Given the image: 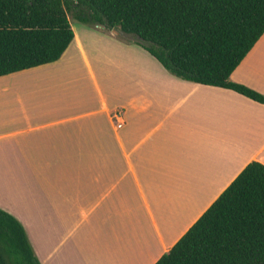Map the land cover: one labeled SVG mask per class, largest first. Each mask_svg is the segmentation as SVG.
I'll list each match as a JSON object with an SVG mask.
<instances>
[{"label":"crops","instance_id":"crops-1","mask_svg":"<svg viewBox=\"0 0 264 264\" xmlns=\"http://www.w3.org/2000/svg\"><path fill=\"white\" fill-rule=\"evenodd\" d=\"M72 27L58 60L0 76V182L35 175L0 208L41 264H155L264 163V104L172 74L120 29ZM231 80L264 94V34Z\"/></svg>","mask_w":264,"mask_h":264},{"label":"trees","instance_id":"trees-1","mask_svg":"<svg viewBox=\"0 0 264 264\" xmlns=\"http://www.w3.org/2000/svg\"><path fill=\"white\" fill-rule=\"evenodd\" d=\"M73 20L120 29L172 74L264 104L231 80L264 34V0H0V76L58 60ZM0 264H41L24 225L2 208ZM155 264H264V163L250 162Z\"/></svg>","mask_w":264,"mask_h":264},{"label":"rangeland","instance_id":"rangeland-1","mask_svg":"<svg viewBox=\"0 0 264 264\" xmlns=\"http://www.w3.org/2000/svg\"><path fill=\"white\" fill-rule=\"evenodd\" d=\"M73 23H77V21L73 20ZM124 36H128V41L132 42L131 39H129L130 37H132V35L128 34V35H124ZM143 47V46H142ZM145 49V48H144ZM2 169V168H0ZM6 172L5 174V181L4 182H0L1 183V188H0V196L3 197L4 199H6L7 201L10 202H15L16 200H19L20 197H26L29 193V182L30 180H32V178L35 176L34 173L32 172V168H3ZM3 179V180H4ZM27 232V230H26ZM28 235V233H27ZM29 238V236H28ZM30 241V239H29ZM31 243V241H30ZM43 241H42V247H44L43 245ZM32 245V243H31ZM32 248L34 250V247L32 245ZM35 252V250H34ZM36 254V252H35ZM37 256V254H36ZM38 257V256H37ZM87 262L91 261V257H87L86 259ZM40 263H42L40 261ZM88 264V263H87Z\"/></svg>","mask_w":264,"mask_h":264}]
</instances>
